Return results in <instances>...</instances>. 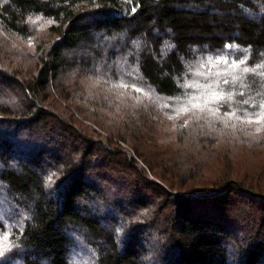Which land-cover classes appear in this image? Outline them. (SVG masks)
I'll return each mask as SVG.
<instances>
[{
  "label": "trees",
  "instance_id": "obj_1",
  "mask_svg": "<svg viewBox=\"0 0 264 264\" xmlns=\"http://www.w3.org/2000/svg\"><path fill=\"white\" fill-rule=\"evenodd\" d=\"M207 56L217 110L257 107L264 0H0V264H264L263 128L156 109Z\"/></svg>",
  "mask_w": 264,
  "mask_h": 264
},
{
  "label": "rangeland",
  "instance_id": "obj_2",
  "mask_svg": "<svg viewBox=\"0 0 264 264\" xmlns=\"http://www.w3.org/2000/svg\"><path fill=\"white\" fill-rule=\"evenodd\" d=\"M231 54H234V53H231ZM211 64H214L215 65L216 63H212V60L209 59L208 56L207 57H204V58L201 57V59L198 58L197 60H195L194 63L189 67V70H190V75L189 76H190V78L187 77L186 78V82L188 84H200V82L206 81L205 83H202L201 85H205L206 86V84L209 83L212 86L214 85L213 89L216 90L217 87L215 88V84H218L219 82H216L215 80H212V77L218 78L223 73L228 72V69H225L223 71H220V69H218V67H216L214 70H211L210 71V69L213 67ZM241 69H242L241 68V65H239V67L236 68L235 70L229 69V74L231 76L230 77V81L237 80L236 79V76H237V78L239 76H241L240 79H242V77L247 74V72L246 73L245 72H242ZM207 72H209V73L207 74ZM200 73H205V74H200ZM249 73L250 72H248V74ZM252 73L258 75V72H256V70L255 71H252ZM257 75H255V76H257ZM200 76H202V78ZM208 77H211V78L207 79ZM191 78H194L195 80H193ZM205 78L207 80H205ZM221 79H224V78H221ZM101 83H103V82H100V81H97V80L90 81V79H87L86 80V84L89 87H91V88L98 87L99 84H101ZM104 84L106 85V88L114 89L115 92H119L120 87H121L122 88V91H124V93L125 92L127 93V94H124V93L121 92V96L123 98H125V100H127V99H133V100H135L134 102H136V104H139V100L136 98V97H138L137 95H139V94L144 95L143 92H141V91H139V90H137V89H135L133 87H130V86L128 87L126 85L115 84V83H110V84L104 83ZM188 84H186V85H188ZM111 85H113V87ZM199 91L206 92L207 90H205V88H202ZM216 91H218V90H216ZM218 92H220V91H218ZM190 94H197L198 95L199 92L196 89L190 88V90L187 93V95H190ZM228 95H230L232 97V95L230 93H226V95H225L226 98L229 97ZM181 98H184V97H181ZM207 98H209V97L208 96H205L204 97V99H207ZM156 100H158V104L156 105L157 111H159V110L161 111L163 109L162 110V116H161V118L164 121H167V120H170V119H175V120H180V121L186 122V121L190 120V121H193L196 124H198V122L200 120L205 121L207 119V118H205L206 116L209 117V116H211V115L214 114V116H216V122H217L215 124V126H213V127H215V130H220V129L223 130V128H228V125H230L229 123L234 124L233 126H231L233 128V132L232 133L238 132L235 128H236V125H240V124H242V125L245 124L247 127H248V125H253V126L254 125H260L261 126L260 128H263V130H264V119L260 120V122L257 123V122H255L256 116L254 115V113H261V115H264V111H262L261 108L259 107V105L261 103H264V100H262L261 103L259 102V104H258L257 107H252L251 108L252 105H248L247 107L250 108V109L249 110H246L244 108L242 114H236L235 113L236 110H234V109L225 111L227 108L226 109L222 108L223 110H217L218 109V105H217L218 102L209 103L203 112H200L199 110H191L189 112H181L179 110V107L178 106H174L172 104L166 103L167 100H170V99L163 98V97H156ZM174 100H176V99H174ZM170 101H172V100H170ZM232 103H233V101H232ZM174 104L176 105V102ZM235 106L237 107L238 110L241 111V108H239L238 105H235ZM160 107L162 109H160ZM174 107H176V111H173V108ZM152 110H154V108H152ZM232 113H235V115H230ZM182 118H184V119L182 120ZM249 119H251L253 122L249 123ZM175 124H176L177 127H179V125H180V124H178V122L177 123L171 122L169 124L167 123V127L165 126V127H163L161 129V131H160L161 136H159L158 139L161 140V141H164V139H166V138H176L177 137V134H175V132L177 130L174 129L175 128L174 127ZM154 125H156V126L159 125V127H161L160 126V123L159 124L158 123H154ZM166 134H167V136H162V135H166ZM237 135H238L237 138H239V137H242V138H245V139L248 138V137H245L247 135H242V134H239V133H237ZM244 149H242V151ZM259 151H261V150H259ZM238 155H240L239 158H238V161H241V162L242 161H248L247 159H254V161H258V159L262 158V154L261 153L258 156L256 155L257 157H251V158H248L245 155L242 156L241 151L238 153ZM196 191H198L200 193L201 189L200 188H197ZM81 254H82V252L80 251V254L79 255H81ZM79 255L77 254V258L73 259L75 262H80ZM80 258L82 259L81 262L87 260L83 256H80ZM75 262H72V263L73 264H76Z\"/></svg>",
  "mask_w": 264,
  "mask_h": 264
},
{
  "label": "snow or ice",
  "instance_id": "obj_3",
  "mask_svg": "<svg viewBox=\"0 0 264 264\" xmlns=\"http://www.w3.org/2000/svg\"><path fill=\"white\" fill-rule=\"evenodd\" d=\"M217 63H221V61H217ZM243 63H245V61L239 62V64ZM239 64H233L232 69L235 70L236 68H238ZM260 67H264V65H261ZM241 71L246 73L250 71H255V69H249L247 67H244L241 69ZM225 83H228V81L226 80ZM184 87L196 89L199 94H190L186 95V97L184 98H176V105L179 107V110L181 112H189L191 110H199L200 112H203L209 103L220 101L230 102L232 100L231 96L225 99L223 93L213 89V86L211 84L206 86L201 84H188L184 85ZM202 88H206L207 91H199ZM205 96H208L209 98L204 99ZM248 102L249 101L247 100L244 101L245 104H247ZM259 107L262 111H264V103H261ZM173 111H176V107L173 108ZM230 115H235V113H232ZM254 115L256 116L255 122L257 123H259L260 120L264 119V115H261V113H254ZM251 122L253 121L249 119V123ZM12 246L13 242L8 239L7 235H5L3 232H0V256H3L6 252L10 251Z\"/></svg>",
  "mask_w": 264,
  "mask_h": 264
}]
</instances>
